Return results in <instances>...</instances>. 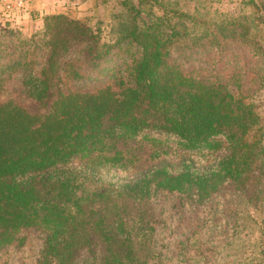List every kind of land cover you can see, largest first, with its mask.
Listing matches in <instances>:
<instances>
[{
    "label": "trees",
    "instance_id": "obj_1",
    "mask_svg": "<svg viewBox=\"0 0 264 264\" xmlns=\"http://www.w3.org/2000/svg\"><path fill=\"white\" fill-rule=\"evenodd\" d=\"M247 3L252 22L229 16L191 38L220 50L230 39L247 50L252 68L223 62L220 54L214 69L179 66L169 46L186 33L179 30L185 23H202L174 9L153 15L130 5L121 10L128 21L117 38L138 53L127 47L125 58L107 68V83L93 90L71 84L110 52L97 27L45 13L41 30L25 36L0 20V94L14 82L34 104L30 110L0 98V251L20 245V231L36 227L44 236L39 264H147L154 251L135 244L136 229L124 227L122 240L117 237L124 225L118 208L104 204L99 212L90 202L109 201L114 193L138 209L163 194L174 196L172 209L181 212L228 189L254 204L260 200L264 124L255 99L264 94V39L253 30H264V0ZM74 48L78 59L69 57ZM184 152L190 161L173 170L155 166ZM201 162L211 165L195 166ZM137 165L148 168L112 191L96 194L81 181L107 167L127 177ZM134 217L143 218L135 213L129 220Z\"/></svg>",
    "mask_w": 264,
    "mask_h": 264
},
{
    "label": "rangeland",
    "instance_id": "obj_2",
    "mask_svg": "<svg viewBox=\"0 0 264 264\" xmlns=\"http://www.w3.org/2000/svg\"><path fill=\"white\" fill-rule=\"evenodd\" d=\"M152 1L155 4H151L150 8L147 4L138 5L136 0H50V14L63 13L69 18L82 20L90 26L97 27L100 31L101 43L112 45L110 52L98 66L85 69L86 75L71 84L73 88L93 90L106 84L107 68L125 58L127 47L137 55L135 45H127L126 40L117 38L119 31L128 21L127 15L121 10L130 5H137L142 13L148 12L153 15H159L162 10L174 9L194 16L202 23L199 28L185 23L179 30L186 33L168 48L170 59L183 68L214 69L217 66L215 55L219 54L222 55L220 59L223 62L250 65L247 50L230 39L220 42V45H223V49L220 50L216 44L191 38L196 30L198 33L202 27L205 29L213 27L218 20L229 16L252 22L251 8L247 0ZM40 30V24L32 21L25 29L19 31L25 36H33ZM253 31L264 39V30L254 29ZM116 40H118L117 43H115ZM69 57L79 58L76 48L72 49ZM8 97L30 110L34 108L33 102L23 96L14 82L9 89L0 94L2 99ZM255 102L259 104L258 112L264 124V94H258ZM145 150L144 147L137 148V152L141 154ZM183 160L190 161V157L185 152L164 158L156 162L155 166L173 170L179 167ZM209 165L211 164L205 165L201 162L195 166L204 168ZM135 168L136 171L127 177L111 167L102 168L93 178L82 177L81 181H85L83 186L87 187L88 191H94L96 194L104 193L105 190L115 188L121 183L130 182L133 176L144 172L148 167L143 169L137 165ZM111 197L113 198L109 201H89L90 206L99 212H102L104 204H108L107 208L110 207L111 210H114L111 208L112 204L118 208V213L123 216L124 225L117 237L122 240L125 234L124 227H132L133 231L136 229V236L131 231L133 233L131 237L137 239L135 244L140 241L139 244L142 243L154 251L150 252L153 254L148 258L147 264L153 262L156 264H264V194L254 204L248 201L242 192L219 190L201 204L187 203L181 212H175L172 209L175 198L171 195L152 196L148 202L141 203L138 209L135 203H130L121 196L116 197L113 193ZM135 213H139L143 218L138 220L134 217V221L131 222L130 215ZM112 215L116 214L112 212ZM111 219L109 218L108 221ZM146 220L148 224L153 225L152 231L145 230ZM117 221L119 222L120 218ZM127 223L130 224L126 225ZM19 235L23 236V242L1 250L0 264H39L40 252L44 245L41 230L31 227L21 230ZM84 252V249L77 250L79 255H84Z\"/></svg>",
    "mask_w": 264,
    "mask_h": 264
},
{
    "label": "built area",
    "instance_id": "obj_3",
    "mask_svg": "<svg viewBox=\"0 0 264 264\" xmlns=\"http://www.w3.org/2000/svg\"><path fill=\"white\" fill-rule=\"evenodd\" d=\"M30 0H0V20L14 25L27 15Z\"/></svg>",
    "mask_w": 264,
    "mask_h": 264
},
{
    "label": "crops",
    "instance_id": "obj_4",
    "mask_svg": "<svg viewBox=\"0 0 264 264\" xmlns=\"http://www.w3.org/2000/svg\"><path fill=\"white\" fill-rule=\"evenodd\" d=\"M45 13H50V0H30L28 14L22 16L13 26L23 30L32 21H36L41 26V18L39 16Z\"/></svg>",
    "mask_w": 264,
    "mask_h": 264
}]
</instances>
